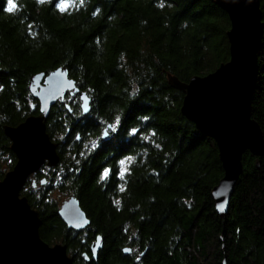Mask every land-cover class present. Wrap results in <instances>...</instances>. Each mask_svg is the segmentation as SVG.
Masks as SVG:
<instances>
[{
  "label": "trees",
  "instance_id": "1",
  "mask_svg": "<svg viewBox=\"0 0 264 264\" xmlns=\"http://www.w3.org/2000/svg\"><path fill=\"white\" fill-rule=\"evenodd\" d=\"M15 2L9 13L0 0V181L17 162L4 128L40 114L34 76L67 70L92 101L86 116L78 97L58 102L46 121L60 163L45 186L27 182L22 191L40 215L41 239L66 245L74 264H86L93 232L104 248L91 264H132L122 251L136 236L149 252L144 264H264V157L243 155L220 216L212 197L224 175L217 145L182 115L185 94L168 82L229 61L227 13L211 0H65L64 12L61 0ZM260 6L264 24V0ZM258 66L251 109L264 135V34ZM108 124L116 128L102 141ZM55 191L80 201L91 221L85 231L67 228Z\"/></svg>",
  "mask_w": 264,
  "mask_h": 264
},
{
  "label": "water",
  "instance_id": "2",
  "mask_svg": "<svg viewBox=\"0 0 264 264\" xmlns=\"http://www.w3.org/2000/svg\"><path fill=\"white\" fill-rule=\"evenodd\" d=\"M225 11L230 20L227 32L230 58L214 72L195 76L189 82L169 77V85L183 92L182 115L203 135L213 139L224 170L212 197L216 212L227 215L235 187L243 174V155L264 157V135L252 118L251 102L258 80V52L264 34L261 0H211ZM38 100L40 114L17 127H5L17 162L0 181V264H74L66 245H49L40 237L42 221L22 191L29 178L43 166L60 163L58 145L47 133L46 121L67 93L79 95L84 116L91 111V98L77 87L64 69L37 74L30 85ZM69 109V107L67 106ZM111 127V126H109ZM108 137L105 130L103 138ZM41 186L47 180L41 181ZM33 186L37 184L34 181ZM58 214L67 228L85 230L91 221L76 197L60 207ZM103 246L101 237L92 245L94 259ZM125 254L130 249H124ZM88 260V258H86Z\"/></svg>",
  "mask_w": 264,
  "mask_h": 264
},
{
  "label": "flooded vegetation",
  "instance_id": "3",
  "mask_svg": "<svg viewBox=\"0 0 264 264\" xmlns=\"http://www.w3.org/2000/svg\"><path fill=\"white\" fill-rule=\"evenodd\" d=\"M76 97H78L79 99H80V97H79V95H74V96H72L71 95V93L69 92L66 96H65V99H64V101L63 102H65L66 103V101L68 100V101H71V99H76ZM81 102V101H80ZM67 106V105H66ZM82 111V110H81ZM109 126H111V127H109ZM115 128H116V125H112V124H108V125H106V126H104L103 127V129H102V133H101V137H100V139L102 140V141H109L110 140V138H111V134H112V132L115 130ZM105 130H107V132H108V137L106 138V139H104L103 138V134H104V132H105ZM92 142H94V147L92 148L93 150L95 149V147H97L98 145H99V139H92ZM91 149V150H92ZM91 150H89V151H91ZM92 150V151H93ZM48 169H52V168H49V167H47L46 165L45 166H43L40 170H39V172L38 173H36V174H34L31 178H29V180L27 181V182H29V183H31L32 184V186H33V182L35 181L36 182V184H37V186L36 187H34V188H37L38 187V183L40 184L41 183V181L42 180H44V179H46L47 180V177L45 176V175H47V171H48ZM44 170H46L45 172H44ZM39 173H42L41 175H39V178L37 177V175L39 174ZM104 179H105V177H104ZM27 184V183H26ZM26 186V185H25ZM83 231H85V230H83ZM88 233L89 234H92V229H89L88 230ZM87 234V233H86ZM98 237H101L99 234H97L96 232H93V236H89V238H88V251L87 252H85L84 254H83V257H84V261H85V263L86 264H91V263H94V262H96L97 260H98V258H99V256H100V253L102 252V250H103V248H104V244H103V246H102V248H101V250L98 252V255H97V257L94 259V257H93V252H92V245L96 242V240H97V238ZM101 240H102V243H103V239L101 238ZM139 239H138V237L136 236L135 238H134V244H132V246H128V247H126V248H128V249H130V253L129 254H125L124 253V249H123V251H122V255H124L125 257H129V256H131L132 257V264H144L146 261H147V256L149 255V252H148V249L146 248H142L140 245H139ZM70 256V255H69ZM71 257V256H70ZM160 259H161V256H158ZM72 258V257H71ZM86 258H88V260H86ZM160 261H162V259L160 260ZM153 263H156V261L155 260H153Z\"/></svg>",
  "mask_w": 264,
  "mask_h": 264
},
{
  "label": "snow or ice",
  "instance_id": "4",
  "mask_svg": "<svg viewBox=\"0 0 264 264\" xmlns=\"http://www.w3.org/2000/svg\"><path fill=\"white\" fill-rule=\"evenodd\" d=\"M7 11L9 13H12L14 11H17L19 9V4L15 2V0H7ZM58 10L64 12V11H67L69 7H71V4H68L65 2V0H61V3L56 5ZM0 10H3V6L0 5ZM145 120L148 119L147 116L144 117ZM140 130L139 129H133L132 130V133H133V136H136V134L139 132Z\"/></svg>",
  "mask_w": 264,
  "mask_h": 264
},
{
  "label": "rangeland",
  "instance_id": "5",
  "mask_svg": "<svg viewBox=\"0 0 264 264\" xmlns=\"http://www.w3.org/2000/svg\"><path fill=\"white\" fill-rule=\"evenodd\" d=\"M88 144H90V145H94V142H90V143H88ZM126 162H122V168H123V172H125V167H126ZM46 170H44V172H45ZM22 195V194H21ZM52 197L54 198V199H56L57 201H58V203H59V207H61L62 206V204L65 202V201H67L68 199H69V197H65V196H62V195H60L59 193H58V191H55V192H53L52 193ZM88 228V227H87ZM86 228V229H87ZM85 229V230H86ZM80 232H82V231H80Z\"/></svg>",
  "mask_w": 264,
  "mask_h": 264
},
{
  "label": "bare ground",
  "instance_id": "6",
  "mask_svg": "<svg viewBox=\"0 0 264 264\" xmlns=\"http://www.w3.org/2000/svg\"><path fill=\"white\" fill-rule=\"evenodd\" d=\"M79 90H80V89H79ZM67 94H68V93H67ZM67 94H66V95H67ZM75 96H76V95H75Z\"/></svg>",
  "mask_w": 264,
  "mask_h": 264
}]
</instances>
